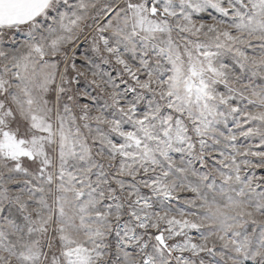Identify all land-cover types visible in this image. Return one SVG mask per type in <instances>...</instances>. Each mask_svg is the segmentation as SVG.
<instances>
[{"label":"snow or ice","instance_id":"obj_1","mask_svg":"<svg viewBox=\"0 0 264 264\" xmlns=\"http://www.w3.org/2000/svg\"><path fill=\"white\" fill-rule=\"evenodd\" d=\"M0 264H264V0H0Z\"/></svg>","mask_w":264,"mask_h":264}]
</instances>
